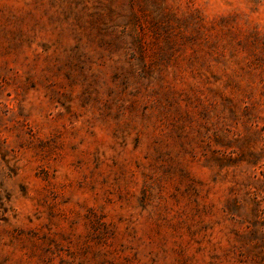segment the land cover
I'll return each mask as SVG.
<instances>
[{
	"label": "rangeland",
	"instance_id": "rangeland-1",
	"mask_svg": "<svg viewBox=\"0 0 264 264\" xmlns=\"http://www.w3.org/2000/svg\"><path fill=\"white\" fill-rule=\"evenodd\" d=\"M0 264H264V0H0Z\"/></svg>",
	"mask_w": 264,
	"mask_h": 264
}]
</instances>
